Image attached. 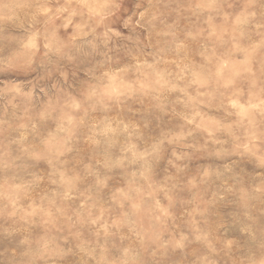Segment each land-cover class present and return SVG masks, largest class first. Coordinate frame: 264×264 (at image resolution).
Listing matches in <instances>:
<instances>
[{
  "label": "rangeland",
  "instance_id": "rangeland-1",
  "mask_svg": "<svg viewBox=\"0 0 264 264\" xmlns=\"http://www.w3.org/2000/svg\"><path fill=\"white\" fill-rule=\"evenodd\" d=\"M0 264H264V0H0Z\"/></svg>",
  "mask_w": 264,
  "mask_h": 264
}]
</instances>
